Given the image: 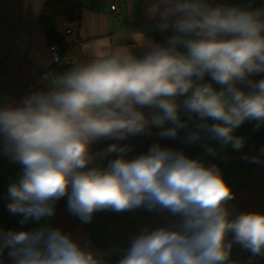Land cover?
I'll list each match as a JSON object with an SVG mask.
<instances>
[{"label": "clouds", "instance_id": "1", "mask_svg": "<svg viewBox=\"0 0 264 264\" xmlns=\"http://www.w3.org/2000/svg\"><path fill=\"white\" fill-rule=\"evenodd\" d=\"M149 13L161 32L171 30L164 41L141 31L93 40L88 59L44 77L46 90L0 105V151L23 169L8 186L7 209L20 224L53 216L64 198L83 223L97 212L166 213L164 224L131 237L116 264H236L234 245L264 256V213L233 214L218 165L159 143L130 157L121 143L155 127L171 139L186 130L183 142H203L211 156L213 140L240 151L236 130L245 121L264 126V78L252 79L264 74V6L151 0ZM104 140L116 142L93 150ZM5 249L13 264H108L49 226L0 228Z\"/></svg>", "mask_w": 264, "mask_h": 264}, {"label": "crops", "instance_id": "2", "mask_svg": "<svg viewBox=\"0 0 264 264\" xmlns=\"http://www.w3.org/2000/svg\"><path fill=\"white\" fill-rule=\"evenodd\" d=\"M45 1L0 0V105L19 102L26 95L47 88L48 82L44 77L52 74L53 62L38 24ZM113 2L120 8L118 14L110 9ZM150 2L151 0H93L83 9L80 19L78 32L82 39V60L89 58L85 51L88 43L93 40L111 42L122 32L141 31L147 40L158 42L154 36L160 31L157 27L159 18L150 15ZM213 3L233 4L232 0H213ZM249 3L254 8L264 6V0H239L238 5ZM122 42L127 45L135 43L131 39ZM139 51L137 50V54ZM261 78H264V74L252 77L255 80ZM208 79L210 78L206 77ZM255 125V121H245L236 130L235 135L245 138V145L240 151L233 150L230 145L222 149L217 141H208V146L217 150L215 156L206 153L203 142L185 144L183 137L186 130H181L178 138L171 139L159 137L157 133L160 129L153 127L150 133L129 137L121 143L132 148L130 157L145 153L153 143H159L162 147L183 150L186 155L200 158L207 164H216L221 168L234 194V199L228 202L233 214L264 213V126L257 129ZM115 142L101 141L93 145V150L105 148ZM245 156H259L261 162L252 163ZM22 170V166L13 161L0 168V228L5 230H33L44 226L60 228L82 245L103 253L108 264H116L132 236L144 227H156L167 220L166 213L141 208L125 213L97 212L90 223H83L69 212L67 199L64 198L57 202L53 216L20 224L21 217L10 214L7 209V189L9 184L19 178ZM231 259L236 264H264V256L252 257L240 245L233 246ZM0 264H13L7 249L0 254Z\"/></svg>", "mask_w": 264, "mask_h": 264}, {"label": "trees", "instance_id": "3", "mask_svg": "<svg viewBox=\"0 0 264 264\" xmlns=\"http://www.w3.org/2000/svg\"><path fill=\"white\" fill-rule=\"evenodd\" d=\"M93 0H46L38 24L48 45L55 44L60 57L51 66L52 74H60L82 61L79 36L81 14Z\"/></svg>", "mask_w": 264, "mask_h": 264}, {"label": "built area", "instance_id": "4", "mask_svg": "<svg viewBox=\"0 0 264 264\" xmlns=\"http://www.w3.org/2000/svg\"><path fill=\"white\" fill-rule=\"evenodd\" d=\"M232 2H233V5H238L239 0H232ZM110 9L116 14H118L119 10H120L118 4L115 3V2L112 3V5L110 6ZM170 32H171V30H169L168 32L159 31L158 33H156V35L154 37H155V39L158 42H162V41H164L166 39V37L169 35ZM48 49H49L50 54H51L52 62L53 63L59 62L60 57H59V54H58L57 46L55 44H51V45H48ZM32 85H33V83L30 84V86H32ZM10 162H12L10 157L8 155L4 154L3 151H0V168L3 165H5L7 163H10Z\"/></svg>", "mask_w": 264, "mask_h": 264}]
</instances>
